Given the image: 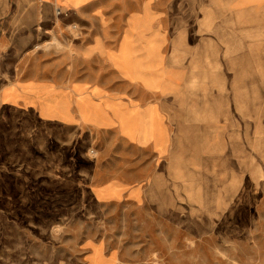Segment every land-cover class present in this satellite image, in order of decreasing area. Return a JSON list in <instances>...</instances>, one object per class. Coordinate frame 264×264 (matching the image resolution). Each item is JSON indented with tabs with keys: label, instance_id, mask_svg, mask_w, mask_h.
<instances>
[{
	"label": "rangeland",
	"instance_id": "374dc122",
	"mask_svg": "<svg viewBox=\"0 0 264 264\" xmlns=\"http://www.w3.org/2000/svg\"><path fill=\"white\" fill-rule=\"evenodd\" d=\"M15 1L0 0V91L30 49ZM223 47L197 70L199 110L214 116L172 135L173 163L139 152L128 167L113 135L0 107V264H84L92 252L103 264H264V39ZM111 176L145 195L96 197Z\"/></svg>",
	"mask_w": 264,
	"mask_h": 264
},
{
	"label": "crops",
	"instance_id": "0c3cea01",
	"mask_svg": "<svg viewBox=\"0 0 264 264\" xmlns=\"http://www.w3.org/2000/svg\"><path fill=\"white\" fill-rule=\"evenodd\" d=\"M14 19L30 29V49L0 107L113 135L128 149V167L139 152L151 167L173 163L172 135L214 116L213 107L199 110L200 56L209 59L226 39H264V0H16ZM136 182L111 176L92 192L136 200L145 195ZM84 264L102 257L92 252Z\"/></svg>",
	"mask_w": 264,
	"mask_h": 264
}]
</instances>
